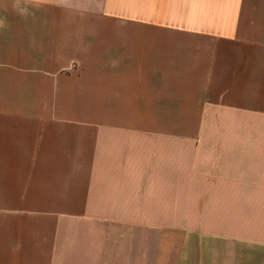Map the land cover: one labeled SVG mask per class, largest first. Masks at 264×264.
I'll return each mask as SVG.
<instances>
[{
  "label": "crops",
  "instance_id": "0c3cea01",
  "mask_svg": "<svg viewBox=\"0 0 264 264\" xmlns=\"http://www.w3.org/2000/svg\"><path fill=\"white\" fill-rule=\"evenodd\" d=\"M1 2L0 264H264V0Z\"/></svg>",
  "mask_w": 264,
  "mask_h": 264
},
{
  "label": "rangeland",
  "instance_id": "374dc122",
  "mask_svg": "<svg viewBox=\"0 0 264 264\" xmlns=\"http://www.w3.org/2000/svg\"><path fill=\"white\" fill-rule=\"evenodd\" d=\"M12 3V2H11ZM22 6H25V2H21ZM3 3L0 0V5H2ZM175 127V131L176 128H180L181 132H186V131H192V132H196V131H200V126H189V125H181V126H172V125H148L145 126L144 125V129L149 132H164V131H172V128ZM144 130V131H145ZM166 245H172L176 238L173 237L172 235L167 236L166 238H164Z\"/></svg>",
  "mask_w": 264,
  "mask_h": 264
}]
</instances>
